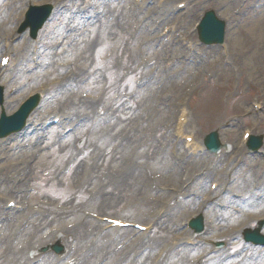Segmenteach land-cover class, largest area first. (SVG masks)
Instances as JSON below:
<instances>
[{
    "label": "rangeland",
    "instance_id": "1",
    "mask_svg": "<svg viewBox=\"0 0 264 264\" xmlns=\"http://www.w3.org/2000/svg\"><path fill=\"white\" fill-rule=\"evenodd\" d=\"M44 1L50 0H0L3 4L0 22L13 18V15L20 18L29 3ZM94 1L79 0L78 3L83 6ZM175 1L181 0H173L171 7ZM192 6L191 15L182 23L177 22L180 28L177 40L191 31L205 8L208 10L215 6L227 24L226 41L232 44L231 52L236 59L234 69L228 65L232 59L225 52L227 44L222 48H203V56L196 60L203 64L183 61L177 47L158 40L161 29L173 19L159 22L156 17L160 14L146 18V11L139 14L138 10L131 9V0H125L119 21L115 15L120 13V9H110L102 26L103 29L112 27L110 31L107 29V36L99 34L100 25L95 28L86 23L80 25L72 15L55 16L47 24V45L41 51V75L32 79L27 74L33 72L27 71L14 80L13 104L17 106L30 88L41 85L49 93L42 106L43 111L54 108L58 111L72 110L75 115L88 113L91 107L86 105V98H81L85 94L91 104L96 101L106 113L86 140V145L76 154L95 159L93 173L83 185L77 182L80 161L59 144L51 145L52 138L45 142H32V148L24 146L23 141L36 139L37 135H32L0 148V154L4 150L13 151L6 154L8 161L0 159V197L3 200L16 198L12 189L18 177L16 170H23L21 176L25 190L19 200L29 210L42 203H46L50 210L42 216L26 212L17 219L16 225L0 223V264H28V252L36 245L48 243L58 232L73 237L69 238V258L62 264H134L135 251L138 253L137 262L143 264H152L161 252L166 258L163 264H191L200 250L172 252L171 247L179 236V224L195 211L193 196L198 198L200 194V200L208 190L201 168L213 166L216 175H220L224 167L233 168L235 175L242 180L233 185L235 189L246 192L247 197L253 196L252 185L258 180L264 181V178L249 172L247 166L264 159H249L243 153L245 163L241 167L239 164L228 166L229 155L224 152L222 156L225 157L219 160L207 156L191 168L189 159L173 156L179 152V146L173 141L172 133L178 108L185 105L191 112L190 128L199 131V135L217 131L223 143L234 147L245 127L251 128L257 136L264 134V97H261L264 96V0H196ZM18 19L14 22L17 23ZM11 26H6L2 32H14ZM70 28L75 31H68ZM82 31L88 33L82 35ZM84 38H88L84 41L100 38L102 46L107 44L92 51L88 60H79L78 54L75 56L72 50ZM24 42L19 39L17 43ZM239 42L240 47H237ZM71 44L74 45L68 49ZM184 58H188L186 54ZM74 71L82 76L79 83L73 79L72 86L57 90L55 80L74 77ZM123 73L128 75L126 83L121 80ZM132 74L136 77H131ZM130 79L132 82L144 80L146 84H141L137 90L128 89ZM193 88L198 92H190ZM223 92L226 94L222 103ZM259 102L263 106L262 114L255 112L252 115L249 110ZM42 116L37 113L34 119ZM84 129L88 136L87 128ZM55 145L56 148L53 147ZM39 148L44 151L35 152L33 156ZM171 162H175L174 179L167 176ZM184 176L195 182L194 191L184 189L181 182ZM199 183H204L202 191L196 188ZM77 198L79 202H76ZM176 201L180 203L178 209L174 207ZM240 205L246 207V204ZM247 205H253L252 200ZM257 205H264V201L254 207ZM91 211L119 216L134 223H152L155 231L148 238L124 232L99 236V227L94 223L92 226V222L85 218V212ZM263 211L264 207L260 211L256 208L248 210L254 215ZM240 212L246 211L241 208ZM206 215L207 236L215 241L221 240L216 234L236 226L239 220L232 216L234 221L213 222ZM257 219L254 216L242 224L244 227L255 226ZM210 259L213 257L205 261ZM40 264H55V259L47 257Z\"/></svg>",
    "mask_w": 264,
    "mask_h": 264
},
{
    "label": "bare ground",
    "instance_id": "2",
    "mask_svg": "<svg viewBox=\"0 0 264 264\" xmlns=\"http://www.w3.org/2000/svg\"><path fill=\"white\" fill-rule=\"evenodd\" d=\"M119 5V4H118ZM116 5V6H118ZM109 8H112L111 4H108L106 6V9L107 10H110ZM210 9L212 10H216L215 6L213 7H210ZM217 13V12H216ZM108 13H106L107 15ZM221 18V17H220ZM83 34H86V32L82 33ZM99 34L101 36H107L108 35V32H104V30H100L99 31ZM89 37H91V35H89ZM88 38H84L82 40H80V42L76 43L78 44V47L73 49L72 51L75 52V56L77 55V58L79 60H81V58L85 59V60H88L89 58V55L92 51H95V50H98L102 47H104L106 45V43L102 46V40L100 38L96 39H93L91 42H88V41H84ZM83 41V42H81ZM237 47H240V42L239 43H236ZM99 107L96 103L93 104V109L97 110ZM92 119V118H91ZM264 135V134H262ZM248 171L251 172V173H254V174H258V175H262L263 173L259 170V169H253V168H248ZM264 192V182L263 184L260 186ZM264 207V205L262 206ZM235 213L238 214L239 213V210L237 209H234ZM260 214H264V212L260 213ZM211 218V220L213 222H216L217 219H220V222L222 220H228V218L226 217V214L222 211V210H213V211H210V213L208 214ZM244 252H246V249L242 250ZM247 261H251L252 263L251 264H264V253H261V254H255L254 252H249L248 253V256L246 258ZM242 262H231V263H228V264H241ZM215 264H224V261L223 260H218Z\"/></svg>",
    "mask_w": 264,
    "mask_h": 264
},
{
    "label": "water",
    "instance_id": "3",
    "mask_svg": "<svg viewBox=\"0 0 264 264\" xmlns=\"http://www.w3.org/2000/svg\"><path fill=\"white\" fill-rule=\"evenodd\" d=\"M34 12L32 11L27 16V22L25 25L30 24L34 31L38 30L43 23V21L46 18V14L42 13L38 16V21L35 25L31 24V21H33ZM223 34V24L217 20H214L212 14H207L205 19L202 21L200 26V36L201 40H203L205 43H216L219 42ZM214 139V135H210L207 140L211 142V140Z\"/></svg>",
    "mask_w": 264,
    "mask_h": 264
}]
</instances>
